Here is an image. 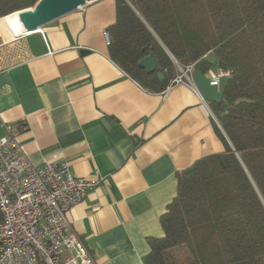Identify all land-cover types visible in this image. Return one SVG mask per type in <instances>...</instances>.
Listing matches in <instances>:
<instances>
[{
  "label": "crops",
  "instance_id": "obj_1",
  "mask_svg": "<svg viewBox=\"0 0 264 264\" xmlns=\"http://www.w3.org/2000/svg\"><path fill=\"white\" fill-rule=\"evenodd\" d=\"M116 16V0H95L18 37L0 22V134L11 125L36 166L99 180L67 213L95 264H146L178 172L225 150L210 104L229 74L212 84L220 67L196 65L192 83L147 90L110 58Z\"/></svg>",
  "mask_w": 264,
  "mask_h": 264
},
{
  "label": "trees",
  "instance_id": "obj_2",
  "mask_svg": "<svg viewBox=\"0 0 264 264\" xmlns=\"http://www.w3.org/2000/svg\"><path fill=\"white\" fill-rule=\"evenodd\" d=\"M38 1L0 0V18ZM116 10L110 58L147 90L167 89L177 63L230 72L210 104L225 150L178 172L146 264H264V0H116ZM151 53L159 67L148 73L139 62Z\"/></svg>",
  "mask_w": 264,
  "mask_h": 264
},
{
  "label": "built area",
  "instance_id": "obj_3",
  "mask_svg": "<svg viewBox=\"0 0 264 264\" xmlns=\"http://www.w3.org/2000/svg\"><path fill=\"white\" fill-rule=\"evenodd\" d=\"M103 34L109 45V29ZM195 66L196 62L177 63L167 89L192 83ZM229 73L220 69L212 84ZM6 128L0 134V264H95L67 213L99 180L77 176L65 160L34 165L12 126Z\"/></svg>",
  "mask_w": 264,
  "mask_h": 264
},
{
  "label": "water",
  "instance_id": "obj_4",
  "mask_svg": "<svg viewBox=\"0 0 264 264\" xmlns=\"http://www.w3.org/2000/svg\"><path fill=\"white\" fill-rule=\"evenodd\" d=\"M93 1L95 0H39L33 7L15 11L18 12L17 17L21 23L20 32L16 37L37 31L44 25ZM82 52L87 53L89 50L83 49ZM139 63L148 73L156 72L159 67L157 56L154 53L145 56ZM159 78L163 80L164 75L159 74Z\"/></svg>",
  "mask_w": 264,
  "mask_h": 264
},
{
  "label": "rangeland",
  "instance_id": "obj_5",
  "mask_svg": "<svg viewBox=\"0 0 264 264\" xmlns=\"http://www.w3.org/2000/svg\"><path fill=\"white\" fill-rule=\"evenodd\" d=\"M0 22H4L6 25H12L13 29L10 31V34L12 35H14L16 31H20L21 23L17 15L8 16L6 18H3V20H0ZM2 25L4 24L2 23Z\"/></svg>",
  "mask_w": 264,
  "mask_h": 264
}]
</instances>
